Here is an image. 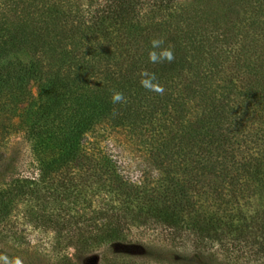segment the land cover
Here are the masks:
<instances>
[{
  "label": "trees",
  "instance_id": "1",
  "mask_svg": "<svg viewBox=\"0 0 264 264\" xmlns=\"http://www.w3.org/2000/svg\"><path fill=\"white\" fill-rule=\"evenodd\" d=\"M82 1L0 2V132L20 117L37 170L0 185V224L25 200L64 248H114L151 220L202 241L236 239L240 209L225 200L264 192V0H194L189 22L153 18L171 0H147L146 17L141 0ZM154 38L173 50L171 63L149 62ZM21 50L28 61L12 58ZM142 70L162 95L141 86ZM113 91L126 103H112ZM101 122L128 128L162 175L133 182L93 149L86 135ZM91 197L94 225L71 221L68 206L89 209ZM64 248L57 263L74 264Z\"/></svg>",
  "mask_w": 264,
  "mask_h": 264
},
{
  "label": "rangeland",
  "instance_id": "2",
  "mask_svg": "<svg viewBox=\"0 0 264 264\" xmlns=\"http://www.w3.org/2000/svg\"><path fill=\"white\" fill-rule=\"evenodd\" d=\"M91 1L97 0L82 2L95 5L93 3L96 2ZM146 1L141 0L142 4L139 2L138 5H143L139 13L145 17L148 13L151 14L148 11L155 6L150 1L149 4L145 3ZM202 2L205 4L206 1ZM195 3L194 0H171L165 10L155 7L154 12L152 11L153 18L163 20L168 18V13L179 12L182 19L189 22V16L194 15L192 7ZM236 12L235 15L230 13V17L235 16L234 22L241 16L240 9ZM12 58L28 61L29 54L21 50ZM31 89L36 96V83H31ZM4 117L5 115L0 114V118ZM7 123L11 126L10 131L5 134L0 132L1 186L11 177L37 174L36 151H33L31 141L26 138L20 117L16 116ZM86 137L93 149L110 154L117 161L122 173L133 182H151L162 175V171L147 160L143 147L128 128L111 127L109 123L101 122ZM255 149L258 150L257 147ZM204 188L206 186L202 185L201 190L209 191ZM244 192L236 197L229 196L225 200L234 209H240L242 232L236 233V239L232 235L231 239L228 236L223 241H202L186 232H173L151 220L126 226L127 237L114 248L102 246L91 250L64 248L68 243L57 236L59 231L56 234L51 224L37 221L31 210V203L21 200L16 203L5 222L0 224V264H58L57 254L62 247L70 253L74 264H113L118 261L121 264H264V192ZM91 198L93 199L89 209L84 207L82 201L68 206L71 207L69 212H73L69 217L71 221L85 219L87 221L81 223L83 227L86 222L94 225L92 222L95 215L91 211L97 204V198ZM92 216L94 218L91 221L89 217ZM95 224L99 226L100 221Z\"/></svg>",
  "mask_w": 264,
  "mask_h": 264
},
{
  "label": "clouds",
  "instance_id": "3",
  "mask_svg": "<svg viewBox=\"0 0 264 264\" xmlns=\"http://www.w3.org/2000/svg\"><path fill=\"white\" fill-rule=\"evenodd\" d=\"M151 48L148 52V60L152 64L171 63L174 59V52L169 47H163L164 40L161 38H154L150 41ZM141 80L140 84L143 88L148 91L156 92L158 94L164 93V88L159 84L157 76L154 72L142 70L140 72ZM112 103H126V97L120 91H113L110 97ZM7 259V258H5Z\"/></svg>",
  "mask_w": 264,
  "mask_h": 264
}]
</instances>
